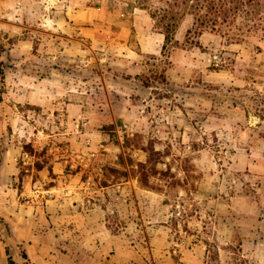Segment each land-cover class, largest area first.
I'll return each mask as SVG.
<instances>
[{
	"label": "rangeland",
	"instance_id": "rangeland-1",
	"mask_svg": "<svg viewBox=\"0 0 264 264\" xmlns=\"http://www.w3.org/2000/svg\"><path fill=\"white\" fill-rule=\"evenodd\" d=\"M74 3L92 10L84 42L60 45L51 59L33 32L35 50L22 62L42 65L44 76L53 64L60 84L43 104L20 106L19 127L0 134V157L10 145L23 150L11 205L44 208L58 192L44 204L39 192L79 179L85 195L75 203L98 204L107 226L100 239L67 249L104 260L87 264H258L235 218L264 194V50L210 31L189 36L187 16L171 41L142 52L143 34L161 33L158 1ZM5 19L18 21L10 8ZM9 31L0 53L17 40ZM7 93L2 86L0 97ZM148 149L160 153L152 188L139 167ZM0 231L14 263L32 264L1 222Z\"/></svg>",
	"mask_w": 264,
	"mask_h": 264
},
{
	"label": "crops",
	"instance_id": "crops-1",
	"mask_svg": "<svg viewBox=\"0 0 264 264\" xmlns=\"http://www.w3.org/2000/svg\"><path fill=\"white\" fill-rule=\"evenodd\" d=\"M74 2L75 0H0V8L5 14L0 13V40H8V32H11L9 30L18 31L17 35L11 36L17 37V40L9 46H4V51L0 53V64L4 62L0 67V88L5 86L8 89V93L3 98L0 97V134L9 126L19 127L16 125L21 118L20 106L43 104L58 93L56 87L59 86L60 79L54 77L58 75L57 67L52 64L49 68L51 73L44 76L39 71L40 68L43 70L42 65L36 64V68H32L31 64L22 62L35 50V42L31 36L33 32L39 42V51L43 52V55L49 54L51 59L59 54L60 45L63 48L66 46L68 50L67 47L75 48V41L84 42V36L91 32L88 22L92 10L85 5L77 9ZM9 8L17 22L5 19ZM146 33L147 35L143 34L140 43L142 52L156 51L157 41L163 45L165 38L163 33ZM82 34L83 39L77 37ZM128 43L129 39H125L123 47H127ZM37 62L42 63V60L37 58ZM22 152L23 150L16 145H10L0 157V217L9 226L15 241L27 252L30 262L87 264L90 260L99 263L104 261L99 257L88 258L84 254L73 255L67 252L69 246L75 243L84 245L86 242L98 240L104 230L107 232L106 223L101 220L102 212L98 204L86 209L75 203L79 197L85 195L78 183L85 184L82 180L73 179L74 176L73 180L43 190L42 192L53 193L55 188L58 192V194L55 192L56 199L44 208L39 207L34 201L35 204L32 205L19 204L17 207L11 205L10 198L15 197L12 180L20 173L17 157L18 153ZM247 164L252 163L247 161ZM43 172L46 178L47 173ZM249 196L251 195L247 194V199ZM262 199L264 200V194L250 199L252 201L247 210L244 213L239 212L235 218V225L243 236L245 253L258 264H264ZM34 214L38 220L33 218ZM103 236L105 239L102 240L107 245L106 233ZM7 248L4 236H0V264H11Z\"/></svg>",
	"mask_w": 264,
	"mask_h": 264
},
{
	"label": "trees",
	"instance_id": "trees-1",
	"mask_svg": "<svg viewBox=\"0 0 264 264\" xmlns=\"http://www.w3.org/2000/svg\"><path fill=\"white\" fill-rule=\"evenodd\" d=\"M160 5L156 6L152 17L158 22V29L165 35L166 43L171 41L172 35L177 30L179 22L187 16L194 20L193 28L188 35L201 36L204 32L210 31L225 37L229 43H254L260 52L264 50V0H153ZM148 0H143L147 4ZM166 45V44H165ZM166 47V46H165ZM149 150V158L145 163H139L142 177L141 183L147 187L150 185V176L157 174L159 152ZM44 168L39 165V171ZM0 222L8 229L9 226L0 217ZM0 236H3L0 231ZM6 241V240H5ZM7 242V241H6ZM8 244V242H7ZM9 261L15 264L11 257V250L8 246ZM23 258L30 263L28 254L22 251Z\"/></svg>",
	"mask_w": 264,
	"mask_h": 264
},
{
	"label": "built area",
	"instance_id": "built-area-1",
	"mask_svg": "<svg viewBox=\"0 0 264 264\" xmlns=\"http://www.w3.org/2000/svg\"><path fill=\"white\" fill-rule=\"evenodd\" d=\"M53 197V193L51 191H46L45 193L39 192L37 198L44 204L48 199Z\"/></svg>",
	"mask_w": 264,
	"mask_h": 264
}]
</instances>
